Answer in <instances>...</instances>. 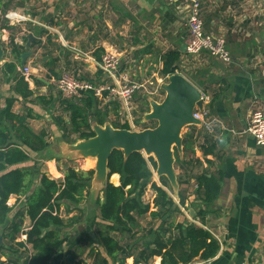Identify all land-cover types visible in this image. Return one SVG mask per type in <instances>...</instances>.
Wrapping results in <instances>:
<instances>
[{
    "label": "crops",
    "instance_id": "0c3cea01",
    "mask_svg": "<svg viewBox=\"0 0 264 264\" xmlns=\"http://www.w3.org/2000/svg\"><path fill=\"white\" fill-rule=\"evenodd\" d=\"M30 2L38 8L36 14L26 16L28 22L14 28L17 24L10 25L0 19V107L4 106L5 98L14 96L10 91L11 84L3 81V66L8 62L15 63L20 75L22 68H29V76H22L34 94L32 103L19 100L13 112L24 114V109H31L36 116L29 121L33 130L31 122L40 120L42 112L61 111L60 114L55 111L54 120L60 115L65 116L60 104L61 95L56 90V82L63 74L61 72H72L78 80L94 85L111 84L98 67L102 57L111 54L119 61V78L142 83L146 87L147 83L156 79L161 93L157 102H160L164 98L161 86L168 77L159 78L162 58L171 52L179 54L176 73L206 97L204 107L209 111L213 127L210 132L201 125L183 130V135L190 134V145L185 152L182 150L181 157L177 155L176 162L185 161L183 168H176L174 164L178 190L170 193L164 188L179 210L171 220L175 224L191 223L202 227L215 239L219 250L210 259L211 264H264V148L257 146L246 132L251 114L256 110L264 114V0L203 1V31L223 39L231 58L229 64L206 53L184 55L183 25L187 0H73L76 13L68 20L63 17L65 7L67 9L69 5H66L67 0ZM11 11L23 14L19 9L8 12ZM63 20L67 21L65 31ZM28 35L32 36V41L25 49ZM11 42L15 46H23L20 56L29 54L23 63L20 56L19 60L14 58L16 53ZM99 74L102 77L100 83L97 81ZM37 97L44 98L48 104L43 105ZM148 112L149 109L143 110L142 118ZM127 123L132 130L128 120ZM211 145L214 146V153L203 155L202 149H209ZM33 155L30 153V157ZM25 163L15 168L27 167L23 166ZM154 173L152 182L160 186V177H154ZM203 173L219 181V193L208 206L195 193L196 177ZM114 177H110L117 180L113 185L118 186L119 176ZM146 191L150 193L152 206L154 193L149 186ZM97 199L102 201V191L93 193L89 189L83 205L76 209L70 206L74 210L67 215L62 210L66 205L61 206L60 214L64 218L60 216L65 222L61 233L67 238V248L55 254L50 264H69L73 255L76 259L79 253H84L90 258L89 264H93L95 254L89 256L88 253L97 247L94 236L99 229V214L95 206ZM15 201L16 197L12 196L7 205L12 207ZM201 210L205 211L204 226L194 218ZM151 211H154L153 206ZM147 219L151 222L150 218ZM144 220L139 223L141 228L137 229V238L150 228V222L145 227ZM26 222L29 224L28 220ZM158 225L159 222H156L155 227ZM71 232L73 235L79 232V236L73 238ZM174 235L172 229L166 237ZM139 247L133 251L135 255L142 249L141 244ZM98 249L108 264H113L102 248ZM4 261L5 258L1 257L0 262ZM79 261L87 263L83 259ZM125 264H133V259H127ZM150 264H160V258L155 257Z\"/></svg>",
    "mask_w": 264,
    "mask_h": 264
},
{
    "label": "trees",
    "instance_id": "16d2710c",
    "mask_svg": "<svg viewBox=\"0 0 264 264\" xmlns=\"http://www.w3.org/2000/svg\"><path fill=\"white\" fill-rule=\"evenodd\" d=\"M12 1L0 0V19L11 9L23 8L22 4L11 7ZM11 45L17 60L23 46H15L13 42ZM179 61V54H165L162 58L161 77L175 74ZM2 74L5 84H11L10 91L15 97L5 98L4 106L0 107V258H5L0 264H50L53 256L67 244V238L61 233L65 222L60 216V208L64 204L66 213H70L74 210L70 206L76 209L86 200L94 171L67 168L62 180H53L40 172L38 166L35 169L15 168L31 160L30 153L44 159L42 155L49 143L44 130L35 133L29 127V121L36 119L31 109H24V114L13 112L19 100L31 104L34 97L24 77L17 72L15 63H6ZM101 79L99 74L98 83ZM61 98L60 104L65 116L60 115L55 123L62 133L64 143L74 144L92 138L93 124L104 126L109 123L114 129L130 130L127 121L120 120L123 107L116 99L103 102L91 93H83L75 100ZM37 99L46 105L44 98ZM153 126L150 125L151 128ZM189 139L190 134L183 135L184 152L189 148ZM202 153L213 154L214 146L203 148ZM45 159L51 160L52 157ZM184 164L185 161H178L175 167L182 169ZM107 168L109 175L102 189L103 199L95 202L99 214V229L94 234L97 247H92L93 251L88 253L89 256L95 254L93 264H108L98 247L112 259L113 264H125L129 258L133 259V264H150L155 257L160 258V264H190L196 259L209 260L215 257L219 245L204 228L191 223L175 224L171 220L172 215L179 210L164 188L170 193L173 189L164 177L159 178L160 186L152 182L156 170L152 158L146 160L141 153H133L125 159L121 151L115 150L108 159ZM205 174L196 177L195 193L208 206L219 193V181ZM112 175L119 176L118 186L109 182ZM178 181L181 185L182 182ZM148 186L154 193V211H151L150 204L143 201ZM12 196L16 197L18 204L9 207L7 202ZM180 204L183 202L180 201ZM204 216L205 211L201 210L194 218L204 226ZM146 217L151 219L150 228L141 238H137V229L141 228L139 223ZM26 220L29 221V227L25 229L23 225ZM156 222L159 225L155 227ZM172 229L175 235L166 237ZM18 235L25 236L26 241H17ZM140 244L142 249L135 255L133 251H137ZM26 245L30 246V251ZM74 259L73 255L69 264Z\"/></svg>",
    "mask_w": 264,
    "mask_h": 264
},
{
    "label": "water",
    "instance_id": "95a60500",
    "mask_svg": "<svg viewBox=\"0 0 264 264\" xmlns=\"http://www.w3.org/2000/svg\"><path fill=\"white\" fill-rule=\"evenodd\" d=\"M31 37L27 36L25 49H28ZM28 55L26 53L20 56L22 63ZM161 90L164 93L162 101L151 99L148 103L150 110L144 115V122H154V128L134 131L114 129L109 123L104 126L93 124L92 138L65 144V151L73 157L95 160L92 188L99 187L98 191H102L109 175L108 159L111 153L117 150L123 153L125 159L133 153L152 158L156 164V177L166 178L173 192H177L175 153L182 156L183 130L189 126L201 125L199 120L193 118V111L196 108L202 109L203 98L202 93L178 73L168 76ZM54 147L59 148L57 145Z\"/></svg>",
    "mask_w": 264,
    "mask_h": 264
},
{
    "label": "built area",
    "instance_id": "2783aa9c",
    "mask_svg": "<svg viewBox=\"0 0 264 264\" xmlns=\"http://www.w3.org/2000/svg\"><path fill=\"white\" fill-rule=\"evenodd\" d=\"M204 0H187V8L184 17L185 44L183 53L186 56L206 53L210 57L229 64L230 55L226 49L223 39L206 34L203 31L201 21V7ZM10 25H18L29 20L19 12L11 11L2 16ZM48 29L47 27H45ZM119 61L116 56L105 54L99 64V69L111 80V84H97L78 80L70 73H63L56 82V90L64 99H78L83 93H91L100 101L108 102L118 100L122 103L128 101L134 92L144 87L143 84L129 82L126 78L118 76ZM22 75L29 76V68L21 69ZM153 94V93H150ZM106 95V96H105ZM202 109L197 108L193 111V118L201 122V126L206 131H212L213 120L209 111L204 107L206 97L202 95ZM246 132L254 139L255 144L264 148V114L262 111H254L249 120ZM190 264H211V260H193Z\"/></svg>",
    "mask_w": 264,
    "mask_h": 264
},
{
    "label": "rangeland",
    "instance_id": "374dc122",
    "mask_svg": "<svg viewBox=\"0 0 264 264\" xmlns=\"http://www.w3.org/2000/svg\"><path fill=\"white\" fill-rule=\"evenodd\" d=\"M30 1H32V0H30ZM30 1L13 0L11 2L10 6L14 7V5L22 4L23 8L19 9V10L23 11L22 12L23 15L30 17L29 14H32V15L36 14L37 13L36 10L38 8V7H36L35 4H32ZM72 1L73 0H67V2H66V5L69 4L67 6L68 7L67 9L65 7L66 13H64V15H63V17L66 20H68L70 18H73L75 16V13H76V8H75V6H74ZM25 12H27V13H25ZM66 20L62 21V23H63L62 24L63 31L66 30L65 29V26L67 25L66 24L67 23ZM2 22H4V21H2ZM19 26L20 25H16V26H13V27L17 28ZM68 71H70V70H68ZM68 71H65V72H68ZM61 73H64V72H61ZM68 73L72 74V72H68ZM73 75H75V74L73 73ZM76 76L80 79V77L77 75V73H76ZM160 77L161 76H159V78ZM134 83L137 84L138 82H134ZM164 83H166V80H164ZM139 84H142V83H138V85ZM147 84H149L148 87H146V85H145L144 87H141V88L137 89L134 92V94L132 95V97L128 101L124 102V104L122 106L123 110H122V115H121L122 118L121 119L122 120H126V121L128 120L130 122L132 130H134V131L143 130V129L147 128V127H150L151 124H154L153 127H155V125H156L154 122H151V123L150 122H144V117L142 118V111L143 110H147V109L150 110V107H149V104H148L149 101L151 99H153L155 101L161 99V96H160L161 93L159 91L160 89H159V85L156 82V79H153L151 81V83H147ZM150 93H153L154 95H151ZM55 111L56 110H53V111L51 110L49 112H42V114L40 116V120L31 122L33 130H35L36 132H40L41 130H44L46 132V134H47L46 140L49 143V147L46 150V153L44 154V156H45V158L52 157V160H47L45 158L41 159L40 157H38L37 155L34 154L31 157V160L26 162L25 165H23V166H27V167L33 168V169H35L34 167L38 166L40 172L42 171L50 179H53V180H62L63 175H64V171L67 168H74L77 171H89L90 169H94V167H95V160L94 159H84V158H81L79 156H74L73 157V155H71L70 153H67L65 151V149H64V147L66 146L65 144H73V143H64L62 141V139H61L62 133H61V131L58 132V130L56 129V127H57L56 123L54 122L55 121L54 120ZM56 112H57V114L61 113V111H56ZM71 138H73V137H71ZM56 145L59 148H57V147L55 148L54 146H56ZM44 156L42 155V158ZM175 160H177V154L176 153H175ZM179 161H181V160H179ZM155 175L156 174L154 173V177H156ZM109 181L112 184L117 183V180L116 179L114 180L113 178H110ZM98 189H99V187L98 188L97 187H94V188L90 187V190H92L93 193L96 190H98ZM20 199H22V197ZM143 199H144L145 203H148L151 206L150 193H148V192L145 193ZM16 203L18 204V200L17 199L14 202L13 206ZM62 210L66 214V211H65L66 210V206ZM77 213H78L77 215L79 217L80 216V212L78 211ZM61 216L64 218L63 215H61ZM147 218L148 217L144 218L145 220L143 219L145 227H148L149 226V222H150V221H148ZM28 227H29V224H28V222H26L23 225V228L26 229ZM71 233H72L73 238L79 236V232H76L74 235H73V232H71ZM17 240L18 241H23L24 240L23 242H25L26 241V237L23 236V235L20 237V235H18L17 236ZM26 247L30 251V246L26 245ZM66 248H67V246L65 245L63 247V249L65 250ZM82 259L87 261V263L84 262V264H89L90 258H87L84 253H79V255L76 256L75 262H73V263L76 264L77 261L82 260Z\"/></svg>",
    "mask_w": 264,
    "mask_h": 264
},
{
    "label": "bare ground",
    "instance_id": "6f19581e",
    "mask_svg": "<svg viewBox=\"0 0 264 264\" xmlns=\"http://www.w3.org/2000/svg\"><path fill=\"white\" fill-rule=\"evenodd\" d=\"M114 176H115V175H113V178H115Z\"/></svg>",
    "mask_w": 264,
    "mask_h": 264
}]
</instances>
